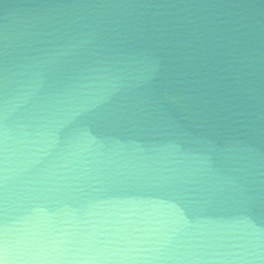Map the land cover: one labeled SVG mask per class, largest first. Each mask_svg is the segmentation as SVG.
Listing matches in <instances>:
<instances>
[{
    "label": "water",
    "instance_id": "water-1",
    "mask_svg": "<svg viewBox=\"0 0 264 264\" xmlns=\"http://www.w3.org/2000/svg\"><path fill=\"white\" fill-rule=\"evenodd\" d=\"M55 85L112 86L115 199L194 174L220 211L241 192L249 242L222 237L199 264H264V0H0V156L12 117ZM0 259L13 264L11 243Z\"/></svg>",
    "mask_w": 264,
    "mask_h": 264
},
{
    "label": "clouds",
    "instance_id": "clouds-1",
    "mask_svg": "<svg viewBox=\"0 0 264 264\" xmlns=\"http://www.w3.org/2000/svg\"><path fill=\"white\" fill-rule=\"evenodd\" d=\"M116 97L112 86L82 95L50 85L12 117L25 130L0 156V248L11 243L13 264H199L222 237L250 242L242 193L230 190L229 223L210 219L218 201L194 174L147 186L146 199L113 197Z\"/></svg>",
    "mask_w": 264,
    "mask_h": 264
}]
</instances>
